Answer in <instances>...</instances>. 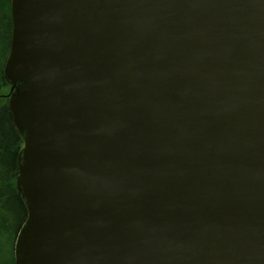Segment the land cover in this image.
Returning <instances> with one entry per match:
<instances>
[{"label":"water","instance_id":"obj_1","mask_svg":"<svg viewBox=\"0 0 264 264\" xmlns=\"http://www.w3.org/2000/svg\"><path fill=\"white\" fill-rule=\"evenodd\" d=\"M15 264H264V0H9Z\"/></svg>","mask_w":264,"mask_h":264},{"label":"trees","instance_id":"obj_2","mask_svg":"<svg viewBox=\"0 0 264 264\" xmlns=\"http://www.w3.org/2000/svg\"><path fill=\"white\" fill-rule=\"evenodd\" d=\"M11 34L9 0H0V264H15L13 244L26 219L25 205L16 190L17 157L22 139L17 132L6 95L10 85L4 80L2 68L8 55ZM6 56L1 59V50ZM7 90V93H6Z\"/></svg>","mask_w":264,"mask_h":264},{"label":"rangeland","instance_id":"obj_3","mask_svg":"<svg viewBox=\"0 0 264 264\" xmlns=\"http://www.w3.org/2000/svg\"><path fill=\"white\" fill-rule=\"evenodd\" d=\"M6 48H4V49H2L1 50V59H3L5 56H6ZM5 93V91L3 90L2 92H0V94H4ZM6 93H7V90H6Z\"/></svg>","mask_w":264,"mask_h":264}]
</instances>
